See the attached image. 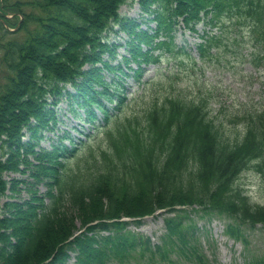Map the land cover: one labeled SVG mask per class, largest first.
Instances as JSON below:
<instances>
[{"label": "trees", "instance_id": "obj_1", "mask_svg": "<svg viewBox=\"0 0 264 264\" xmlns=\"http://www.w3.org/2000/svg\"><path fill=\"white\" fill-rule=\"evenodd\" d=\"M129 2H138L142 21L155 27L143 30L138 20L123 15L120 10ZM31 5L28 14L19 1L0 0V48L7 68L0 83V264H65L71 253L79 264L121 263L139 251L141 258L151 254L147 264H210L201 231L190 215H179L178 207L193 208L203 217L228 218L226 233L248 246L242 227L264 229V206L251 203L236 183L252 161L261 160L256 167L264 166V108L247 110L243 137H231L210 116L205 97L171 93L145 112L151 125L147 143L129 136L133 144H128L124 128H116L118 137L107 148L91 155L84 167L72 168L69 164L99 136L89 134L87 141L76 143L64 131L51 149L36 148L44 130L57 125L56 107L64 99L74 117L93 126L97 111L102 112L104 124L96 127L102 131L115 128L103 99L118 111L132 105L123 79L128 72L104 58L116 59L120 44L110 41L112 33L128 34L129 56L123 59L138 66L127 68L135 79L142 75V65L159 64L165 55L171 60L184 53L203 66L226 43L245 36L259 48L252 60L264 64V0H34ZM181 25L200 38L198 57L176 44ZM20 33L25 36L16 37ZM182 63L177 71L158 70L149 87L170 83ZM106 69L114 72L111 81L105 80ZM172 124L176 130L159 143ZM27 134L32 140L24 141ZM8 173L30 180L8 181ZM42 183L48 189L39 195ZM22 185L30 198L15 200ZM158 210L173 214L166 218L167 234L160 244L131 233V223L122 220ZM245 264H264V256L248 254Z\"/></svg>", "mask_w": 264, "mask_h": 264}, {"label": "rangeland", "instance_id": "obj_2", "mask_svg": "<svg viewBox=\"0 0 264 264\" xmlns=\"http://www.w3.org/2000/svg\"><path fill=\"white\" fill-rule=\"evenodd\" d=\"M17 1H19L21 9L24 12L28 14L33 12L31 4L34 0ZM34 10L37 11L38 9L34 6ZM122 13L138 20L141 24V29H147V24H142L141 22L142 9L138 3L124 5ZM234 22L232 21V23ZM149 25L154 27L155 23L151 22ZM33 28L34 25H31L30 29ZM201 28L202 26L199 27L200 30ZM10 36L7 39L11 38ZM24 36L23 33L16 35L19 38H23ZM126 40H128V34L125 31L120 32L117 36L114 33L110 36L111 42L124 44ZM199 41L200 38L195 33L192 34L189 30L182 27L178 30L177 44L179 46L185 45L186 49L191 51L193 56L196 54L195 44ZM144 49L147 48L144 47ZM257 49L259 48H257L256 43L249 36H245V39L240 42L226 43L225 47L223 46L221 49L220 54L211 60H207L203 66L199 64L194 65L184 53L180 54L181 58L172 61L164 58L163 62L159 65H142L144 72L141 79L136 80L133 77H127L125 83L128 95L135 93L141 97L138 101L139 97L136 100H132V105L125 107L118 116H116L118 113H115L114 116L116 117L113 118V122L111 123V127L115 128L112 131L108 127L104 131L102 129L95 131L96 129L93 128L91 123L74 117L69 101L64 99L56 107L59 118L57 125L53 131L44 130L42 133L44 137L41 139L40 145L37 146L36 150H39V148L51 149L52 145L59 141V137L63 135L64 131L69 132L74 137L76 143L80 140L87 141L89 134L99 136L97 141L92 142L93 144L91 143L93 147L90 150L83 152L77 157L76 161H72L69 164V167L72 168V166L78 165L84 167L86 162L91 160V155H96L101 149L107 148L110 140L115 136L118 137L119 133L115 130L116 128H124V141L128 144H133L129 136L134 140L147 143L150 141L148 135L151 125L150 120L145 117V112L155 103H162L166 95L171 93H180L191 99L205 97L209 102L210 116L216 122L223 123L225 128L230 131L231 137L238 136L242 138L245 133V124H243L244 113L247 110L264 108V64H258L252 60V52ZM3 53V50L0 48V83L5 82L7 73V68L2 60ZM116 55L115 60L109 58L108 55H105L104 58L109 60V64L112 66L122 63L124 69H127L124 66L123 57L129 56V53L124 45H121L116 50ZM180 60L183 62L181 72L174 76L170 83H161L155 89L147 87L146 91L139 90L140 82L150 83L157 74V70H161L160 72L169 71L172 66H178ZM128 67L136 69L137 65L131 63ZM103 74L107 80L113 77V73L106 70ZM79 111L83 116V109H79ZM100 123L102 124V122ZM163 126L167 127L168 121ZM175 130V124H172L170 128L164 129L159 143H162L163 135L172 134ZM138 135L146 141L140 139ZM158 136H160V133ZM30 139L31 136L29 134L24 137V141H29ZM32 142H36V140ZM64 142L68 144L67 139H64ZM260 162L261 160L252 161L248 169L243 171L239 177L236 186L241 187L248 194L253 204L264 206V166L263 168L256 167ZM6 179L8 181L12 179L30 180L27 175L20 173H8ZM21 188L23 190L15 195V200L21 201L30 198V193L26 190L25 186L23 187L22 185ZM47 189V186L43 183L37 186L39 195H44ZM7 194H11V192L8 191ZM6 200L4 198L3 202ZM196 209L199 210L198 207ZM178 213L180 216L190 215V218L196 223L201 231L200 240L210 264H243L244 258L248 254L264 256V232L261 228L242 227L249 244L245 246L241 241L235 238L234 240L226 235L225 222L228 221V218L224 216L213 214L211 217H203L199 211L188 207H178ZM171 215L173 214L159 211L154 216L144 218L140 224L132 223L128 227V230L131 233L151 238L153 244H160L161 238L167 234L166 218ZM140 252L133 254L131 258L125 261H120L121 263L112 261L110 264H147L151 259V254L145 253L143 258H141ZM75 256L74 253H71L65 264H78Z\"/></svg>", "mask_w": 264, "mask_h": 264}]
</instances>
